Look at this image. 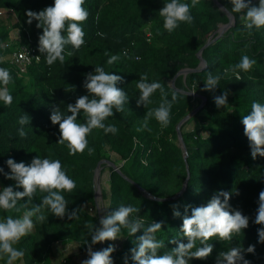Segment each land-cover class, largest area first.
Wrapping results in <instances>:
<instances>
[{
	"label": "trees",
	"instance_id": "obj_1",
	"mask_svg": "<svg viewBox=\"0 0 264 264\" xmlns=\"http://www.w3.org/2000/svg\"><path fill=\"white\" fill-rule=\"evenodd\" d=\"M166 2L85 0L84 7L89 12L87 21L82 24L85 44L75 50L73 56H67V51L72 49L66 46L64 63L57 61L49 66L45 55L38 51V38L43 30L36 27L38 21L27 23L26 12H38L53 5L54 0H0V9H6L16 20L12 26L5 23L4 17L0 20V67L8 69L12 76L7 88L13 96L10 106L0 101V168L5 173L10 171L6 164L9 158L16 162L38 155L59 159L76 182L73 192L62 193L68 201V211L78 208V218L73 220L67 216L58 218L47 209L43 211L48 219L43 223L35 222L33 218V230L14 245L24 251L22 260L14 264H61L52 249L56 242L74 244L79 253L87 255L85 243L87 240L90 243L91 238L85 225L99 226V220L106 212L114 211L122 204L140 209L138 214L146 225L164 221L156 236L166 244L172 238L187 243L179 231L185 206L205 205L221 190L232 193L230 205L249 217V226L231 242L213 238L209 241L214 246L211 255L204 260L193 259L190 264H215L221 251L231 247L246 250L249 245L255 246V252L245 251L244 258L250 264H264V243H258L257 233L264 225L254 223L259 193L264 190V157L252 158L241 122L254 101L264 103V28L249 33L243 29L241 14L231 13L234 25L216 38L219 35L215 33L217 25L228 24L230 18L214 1L200 0L191 8L193 22L181 23L169 33L163 28V18L159 15ZM182 2L191 5V0ZM252 2L258 6V0ZM218 3L231 12L230 0H218ZM13 28L19 31L18 41L11 39ZM7 43H10L9 48L5 47ZM22 46L33 48L40 61L19 75L9 62L2 60V56ZM201 51L207 65L194 71L199 68ZM243 55L255 59L252 68L247 72L240 71L239 81L231 71L224 74V69L238 63ZM112 56L117 60L108 64ZM185 62L192 71L186 81H177V88L171 86L169 80ZM96 66L124 77V83L118 87L125 90L129 102L122 112L105 121L117 127L115 135L94 129L88 136V147L94 148L95 152L89 155L86 149L83 154L70 155L65 145L58 144L59 125H53L50 120L52 107L59 106L63 113L70 114L67 105L88 94L83 82L86 74L94 72ZM209 72L222 77L215 92L202 90ZM145 73L149 82L161 83L169 100L173 92L178 96L166 128H162L154 117L149 118L144 127L146 113L158 107L161 101L158 89L147 107L137 106L140 93L136 83ZM26 77L32 82L28 83ZM224 90L229 91L228 105L217 108L213 98ZM197 109L180 128L185 152L179 142L178 126ZM24 114L29 115L30 123L23 126L26 136L20 137L18 120ZM77 122H85L83 112ZM189 125H192L190 129ZM102 160L122 163L119 170L111 167L109 187L103 190L104 213L97 208L94 184V171ZM14 183L0 173V189L14 186ZM43 195L38 191L28 207L39 204ZM24 202L26 198L19 204ZM173 205L178 206L176 210L181 213L180 217L174 218ZM23 211V208L11 213L0 210V219L9 214L18 218ZM187 214L191 215V208ZM142 234L143 230H140L130 236L128 230L122 228L120 239L92 247L98 251L114 244V264H124L126 255L128 264H134L130 249ZM197 246H200L199 241ZM172 247L174 245L167 244V248ZM166 250L162 249L158 254ZM0 264H7L3 254H0Z\"/></svg>",
	"mask_w": 264,
	"mask_h": 264
},
{
	"label": "clouds",
	"instance_id": "obj_2",
	"mask_svg": "<svg viewBox=\"0 0 264 264\" xmlns=\"http://www.w3.org/2000/svg\"><path fill=\"white\" fill-rule=\"evenodd\" d=\"M199 3L200 0H191V5L182 0H167L159 11V15L163 18V28L171 33L181 23L191 24L194 19L191 8ZM230 3L232 7L229 15L241 14L240 20L244 30L251 33L254 29L264 28V0H258V6L254 5L252 0H230ZM84 4L85 0H54L53 5L38 12L31 10L26 12L27 23L30 25L34 20L38 21L36 27L43 30L38 38V51L45 55L49 66L57 61L64 63L66 46H71L72 49L67 51V56H73L74 51L85 44L82 24L87 21L89 12ZM221 11H227V9L221 8ZM98 35L102 34L98 33ZM116 60L117 57L112 56L107 63L112 64ZM255 63V59L243 55L238 63L225 68L224 74L231 71L236 74V79L239 81V72L249 71ZM221 78L220 74L213 75L209 72L202 90L215 92ZM11 80L9 70L0 67V84L3 85L0 87V101L6 106H10L13 102V96L7 88ZM122 83H124L123 76L107 72L102 66H96L94 72L86 74L83 82V87L88 94L78 97L74 104L67 105V113L70 114L63 113L59 106L52 107L50 120L53 125H59L58 144L65 145L70 155L83 154L86 149L89 155L95 152L94 148L88 147V136L94 129H102L105 134L117 133V127L106 124L105 121L115 113L122 112L125 104L129 102L125 90L118 87ZM136 87L140 93L137 100L138 107L140 105L147 107L151 103L150 98L153 93L158 89L161 91L159 106L146 113L144 127H147L149 118L154 117L162 128H166L170 123L173 104L178 99L177 94L173 92L169 100L161 83L149 82L146 73L140 75ZM228 96V90L214 96L216 107L228 105ZM81 112L84 114V123L77 122ZM241 122L244 126V135L249 141L252 158L255 159L257 155L264 157V103L254 101L250 112L242 117ZM18 123L21 126L18 134L20 137H25L23 126L30 123L29 115H22ZM6 164L10 171L5 173L4 169L0 168V173L15 183L14 186L0 189V210L11 213L20 212L21 208L25 209L22 216L18 218L9 214L0 219V254L7 257V264H14L24 257V251L14 245L33 230L35 222L43 223L48 219L44 215V209L61 219L65 216L69 220L78 218V208L69 212L68 201L62 194L73 192L76 182L67 174L59 159L41 158L38 155L30 164L16 162L12 158H9ZM16 189H22V191ZM38 191L44 193L41 202L29 208V203ZM231 196V192L221 190L215 193L205 205L185 206L179 231L187 239V243L182 242V239L172 238L167 242L174 245L170 249L156 236V233L162 229L164 221L146 225L145 220L138 214L140 209L122 204L116 210L106 212L100 218L99 226L85 225L88 228V237L91 239L90 243L88 240L85 243L88 258L82 260L81 264H114L112 259V254L116 251L114 244H109L108 247L98 251H94L92 246L120 239L122 228L127 229L130 236L143 230V234L135 240V246L130 249V258L134 264H190L193 259H207L214 248L213 244L209 243L210 240L216 238V240L231 242L249 226V217L230 205ZM25 198L26 202L19 204L20 201H25ZM101 200L97 198V208L105 210ZM177 208V205H173L174 218L181 216ZM189 208H191L190 216L187 214ZM254 223L264 225V190L259 193ZM257 233L258 243H264V227L258 228ZM197 241H199V247ZM162 249L167 250L158 254ZM245 251L254 253L255 246L249 245L246 250L242 247H231L227 251H221L216 257L215 264H250L244 258ZM128 259L126 255L124 264H128Z\"/></svg>",
	"mask_w": 264,
	"mask_h": 264
},
{
	"label": "rangeland",
	"instance_id": "obj_3",
	"mask_svg": "<svg viewBox=\"0 0 264 264\" xmlns=\"http://www.w3.org/2000/svg\"><path fill=\"white\" fill-rule=\"evenodd\" d=\"M211 1H214V0H211ZM3 19L5 20V23L8 24V26H12V23H14L16 21L14 19V17H10L9 16V13L6 14ZM225 25L226 24H224L222 22L219 23L217 25V30L215 31V33L216 34L219 33V29L221 27L225 26ZM10 36H11V39L13 41H16V40L18 41L20 39L19 31L17 29H15V28H13L11 30ZM186 69H190V67H189L187 62H185L183 64V68L181 70H179L178 73L169 80V83H170L171 86L176 87V83H177V81L179 79H182L183 81H186V77H187V75L189 73V72H187V73L183 72ZM26 81L28 83H31L32 79L26 77ZM193 95L196 96L195 94H193ZM191 127H192V125L188 126L189 129ZM33 158L34 157L30 156V157L24 158L22 160H19L17 162H24L25 164H30ZM102 161L103 162L100 165L99 172L98 173L96 172L97 167H96V169L94 171V184H95V189H96V198H100V196L103 197V190L104 189H108V187H109V178H110V173H111V167H118L119 165L122 164V163H119V162L113 163V162L107 161V160H102ZM100 199H102V198H100ZM101 203H102L103 207L105 208L106 207V205H105L106 203L103 202V199L101 200ZM100 211L104 213V211H106V208H105V210H100ZM59 248H60L59 242H56V243L53 244L52 249H53V252H54L55 255L57 254V251H58ZM62 254L63 253H61V255ZM65 254L66 255H63V257L61 256L59 258L61 264L63 263L62 259L63 260L66 259L67 260V264H76V262H78L76 260H78L77 257H79L80 253L78 251L77 246L73 247V245H72V247H70V250H68L67 253H65Z\"/></svg>",
	"mask_w": 264,
	"mask_h": 264
},
{
	"label": "built area",
	"instance_id": "obj_4",
	"mask_svg": "<svg viewBox=\"0 0 264 264\" xmlns=\"http://www.w3.org/2000/svg\"><path fill=\"white\" fill-rule=\"evenodd\" d=\"M7 14L6 9H0V20ZM6 48L10 47V43H7ZM37 53L36 51L31 47H20L16 48L15 50L8 52L7 54H4L2 56V60L9 62L13 68H15L18 71L19 75H23L27 72V68L40 61L37 59ZM65 263V261H63Z\"/></svg>",
	"mask_w": 264,
	"mask_h": 264
},
{
	"label": "water",
	"instance_id": "obj_5",
	"mask_svg": "<svg viewBox=\"0 0 264 264\" xmlns=\"http://www.w3.org/2000/svg\"><path fill=\"white\" fill-rule=\"evenodd\" d=\"M215 1V3H217V5H219V7H220V9L221 8H225L223 5H221V4H219L218 3V0H214ZM225 13H227V15L229 16V18H230V22L228 23V24H226L225 25V29L223 30V31H219V35L216 37V38H218V37H220L226 30H228L229 28H231L233 25H234V17L232 16V15H229V12L228 11H224ZM202 51L199 53V58L201 59V62H200V64H199V68L198 69H196V70H194V71H197V70H202L203 68H205L206 67V62L204 61V59L202 58ZM190 71H192L191 69H186V70H184L183 72H185V73H187V72H190ZM202 107V106H201ZM200 107V108H201ZM199 108V109H200ZM199 109H197L196 111H194V113H192L191 115H189L187 118H185L183 121H181V123H180V125L178 126V137H179V142L181 143V145H182V148H183V150L186 152V150H185V147H184V144H183V139H182V135H181V131H180V128H181V126H182V124H184L185 123V121L186 120H188L193 114H195ZM102 162L103 161H100L99 163H98V165H97V169H96V172L98 173L99 172V169H100V165L102 164ZM116 168V170H119V167H115ZM100 198H102L101 196H100Z\"/></svg>",
	"mask_w": 264,
	"mask_h": 264
},
{
	"label": "crops",
	"instance_id": "obj_6",
	"mask_svg": "<svg viewBox=\"0 0 264 264\" xmlns=\"http://www.w3.org/2000/svg\"><path fill=\"white\" fill-rule=\"evenodd\" d=\"M59 244H60V248L57 251L56 258L60 262L59 258L61 256L63 257V255H66L65 253H67V251L70 250V247H72V245H73V247H75L76 245H74V244L65 245L64 243H61V242H59ZM61 253H63V254L61 255ZM77 258H78V260H76V261H78V262H76V264H81V261L84 259H87L88 257L86 254L80 253L79 257H77ZM63 261H65V263H62V264H67L66 259H64V260L62 259V262Z\"/></svg>",
	"mask_w": 264,
	"mask_h": 264
},
{
	"label": "bare ground",
	"instance_id": "obj_7",
	"mask_svg": "<svg viewBox=\"0 0 264 264\" xmlns=\"http://www.w3.org/2000/svg\"><path fill=\"white\" fill-rule=\"evenodd\" d=\"M224 29H225V26L221 27V28L219 29V31L221 32V31H223Z\"/></svg>",
	"mask_w": 264,
	"mask_h": 264
}]
</instances>
